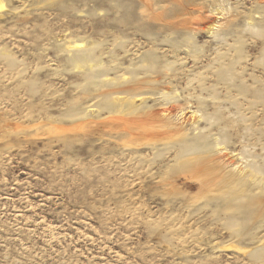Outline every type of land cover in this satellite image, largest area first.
I'll use <instances>...</instances> for the list:
<instances>
[{"label":"rangeland","instance_id":"obj_1","mask_svg":"<svg viewBox=\"0 0 264 264\" xmlns=\"http://www.w3.org/2000/svg\"><path fill=\"white\" fill-rule=\"evenodd\" d=\"M0 264H264V0H0Z\"/></svg>","mask_w":264,"mask_h":264}]
</instances>
